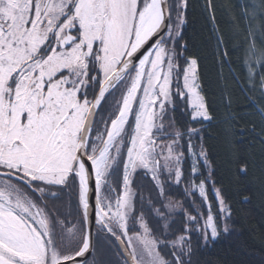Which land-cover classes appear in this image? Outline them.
<instances>
[{"label":"snow or ice","instance_id":"obj_1","mask_svg":"<svg viewBox=\"0 0 264 264\" xmlns=\"http://www.w3.org/2000/svg\"><path fill=\"white\" fill-rule=\"evenodd\" d=\"M188 8L0 0V264H200L201 249L237 231L234 204L264 200V139L258 158L230 156L229 192L202 129L186 126L213 119L200 58L182 42ZM204 9L224 63L217 7ZM224 11L241 38L247 90L264 102V0ZM257 115L264 135V107ZM101 240L115 259L97 251Z\"/></svg>","mask_w":264,"mask_h":264},{"label":"trees","instance_id":"obj_2","mask_svg":"<svg viewBox=\"0 0 264 264\" xmlns=\"http://www.w3.org/2000/svg\"><path fill=\"white\" fill-rule=\"evenodd\" d=\"M242 2L245 0H213L217 7L219 28L228 41L226 62L220 61L218 53L213 54L215 40L212 23L204 9L205 0H189L187 21L182 32V42H187L188 45L185 55L200 58L202 91L213 116L211 121L186 126L202 129L203 141L209 150L210 159L214 161L212 171L228 187L229 192L233 191L236 179L228 164L230 156H249L254 153L258 158L262 147L261 140L264 139L261 118L257 115V107H264V102L258 99L259 92L247 90L245 69L242 67L243 46L237 47L241 45V38L230 23L231 14L224 11L225 6H235L238 13ZM262 39L264 38L257 33L258 46H261ZM253 100H256V104H253ZM182 112V108L178 109L177 120L186 123L188 116ZM187 167L186 162L185 168ZM209 197L212 198L211 191ZM175 198L182 199L180 195ZM234 207L237 209L234 216V227L237 231L225 238L224 243L214 248L201 249L194 257L200 260V264H216L225 256L244 259L249 264H264V200L255 198L251 203H235ZM238 245H242L241 255L234 257L233 252ZM97 251H103L106 258L115 259L102 240L97 242Z\"/></svg>","mask_w":264,"mask_h":264}]
</instances>
